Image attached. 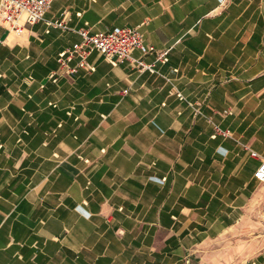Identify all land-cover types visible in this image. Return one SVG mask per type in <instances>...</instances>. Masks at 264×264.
I'll return each instance as SVG.
<instances>
[{
    "label": "crops",
    "instance_id": "obj_1",
    "mask_svg": "<svg viewBox=\"0 0 264 264\" xmlns=\"http://www.w3.org/2000/svg\"><path fill=\"white\" fill-rule=\"evenodd\" d=\"M63 16L0 24V264H264V0H53ZM115 26L167 60L94 50L49 78L79 28Z\"/></svg>",
    "mask_w": 264,
    "mask_h": 264
},
{
    "label": "built area",
    "instance_id": "obj_2",
    "mask_svg": "<svg viewBox=\"0 0 264 264\" xmlns=\"http://www.w3.org/2000/svg\"><path fill=\"white\" fill-rule=\"evenodd\" d=\"M53 0H0V24L10 30L21 32L26 24H32L45 20L49 26L63 29H71L65 17L54 20L46 19V12L52 5ZM81 40L73 42L70 46L62 49L58 54L57 70L49 74V78L57 81L64 73H76L81 68L94 70L95 66L88 59L94 50L105 56L112 63L130 60L139 66V69L148 68L156 70L153 64L145 63L142 59L133 56L134 48H140L144 53L156 51L158 58L167 60L165 51H159L154 44L146 43L139 27L115 26L110 29L91 31L88 27L78 30ZM227 111V110H226ZM214 135L231 136L232 131L228 127L214 124ZM254 157L260 153L250 148ZM255 177L264 181V158L254 172Z\"/></svg>",
    "mask_w": 264,
    "mask_h": 264
}]
</instances>
